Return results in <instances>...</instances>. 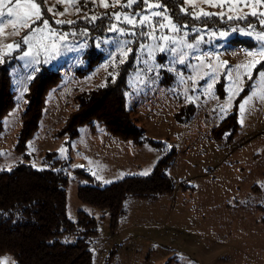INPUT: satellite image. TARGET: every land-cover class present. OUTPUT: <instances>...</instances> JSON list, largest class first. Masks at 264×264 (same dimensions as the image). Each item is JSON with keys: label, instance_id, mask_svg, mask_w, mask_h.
<instances>
[{"label": "rangeland", "instance_id": "374dc122", "mask_svg": "<svg viewBox=\"0 0 264 264\" xmlns=\"http://www.w3.org/2000/svg\"><path fill=\"white\" fill-rule=\"evenodd\" d=\"M37 2H43V19L50 28L40 20L32 23L35 9L31 4L0 9L6 20L13 21L0 25V63L16 58L11 69L16 104L0 133V172L19 164L52 170L50 154L65 162L71 160L64 170H57L65 171L69 178L70 221L77 225L79 213L84 212L99 223L98 234L90 239L94 264H264V101L258 99L264 92V77L260 75L264 69L258 70L264 62V55L259 54L264 49V2L214 0L219 6L203 0L183 3L188 12L198 16L201 10L214 14L199 19L190 16L192 20L212 19L224 26L185 22L182 24L188 27L182 34L171 31L167 21L160 27L162 17L149 16L144 25L127 23L125 15L138 13L133 19L140 20L159 11L146 4L138 8L139 0L130 7H121L127 0H106L108 7L100 0ZM7 7L15 8L12 17L7 16ZM100 18H109L112 23L109 34L100 40H93L82 29L67 28L78 21L93 23ZM22 22L31 28L21 27ZM24 37H28L27 43ZM172 39L179 43L173 45ZM90 41L97 55L92 66L86 57ZM126 41L127 48L123 47ZM188 43L196 45V50L189 49ZM10 44L11 49L7 47ZM135 44L134 69L127 80V108L145 128V137L156 141L159 148L120 140L99 124L95 132L89 126L82 127L68 145V137L61 131L78 107L77 97L116 77ZM173 47L177 51H171ZM40 66L56 70L61 81L48 92L39 129L27 143L26 154H21L16 146L25 95ZM249 97H253L252 102L241 112L240 105ZM233 114L237 116V134L227 131L218 138L216 129ZM171 152L175 159L167 174L175 181L173 195L157 201L128 199L116 231L108 213L79 200V188L90 183L76 170H85L100 187H106L128 177L149 176ZM5 258L16 264L12 255L1 260Z\"/></svg>", "mask_w": 264, "mask_h": 264}, {"label": "trees", "instance_id": "16d2710c", "mask_svg": "<svg viewBox=\"0 0 264 264\" xmlns=\"http://www.w3.org/2000/svg\"><path fill=\"white\" fill-rule=\"evenodd\" d=\"M149 2L165 5L173 20L180 24L187 22L190 25L215 28L224 26L212 19L200 22L192 20L189 15L180 11L184 8L182 0ZM143 6L144 3L139 0L137 7ZM111 25L109 18H100L93 23L78 21L67 28L75 31L82 29L93 40H100L109 34ZM93 46L94 43H91L86 56L90 58V65L97 56L93 53ZM137 47L135 44L128 61L118 67L116 77L108 78L104 86L77 97L78 107L61 131V135L68 137V145L79 136L82 127L89 126L95 132L96 124H99L120 140L131 141L137 146L149 143L159 148L156 141L145 137V128L133 118V112L127 108V80L134 69ZM15 62V57H9L0 63V133L3 131L5 117L16 104L11 78ZM261 69H264V62L258 70ZM60 81V74L45 66H40L33 77L25 95L26 107L22 115L17 152L26 154L27 143L39 129L46 96ZM238 130L237 116L233 114L221 123L216 133L218 138L227 131L235 136ZM48 159L53 163L52 170H38L29 164H19L11 171L0 172V260L4 255L10 254L16 264H94L90 239L98 234L99 223L84 212L79 213L77 225L70 221L67 214L69 178L63 170L71 160L65 162L57 159L56 154H50ZM174 159L175 153L171 152L159 161L149 176L128 177L106 187H100L85 170H76L79 177L90 183L79 188L78 198L83 204L108 213L111 228L116 231L120 220L125 216V202L128 199L157 201L163 196L173 195L175 181L167 174V170ZM72 237H76L74 242L69 241Z\"/></svg>", "mask_w": 264, "mask_h": 264}, {"label": "snow or ice", "instance_id": "6c2138e0", "mask_svg": "<svg viewBox=\"0 0 264 264\" xmlns=\"http://www.w3.org/2000/svg\"><path fill=\"white\" fill-rule=\"evenodd\" d=\"M28 3V4H31V7L33 9H35V12L32 14L34 15L35 19L32 20V23L34 24L37 20H40L42 21L43 25L45 28H50V25L48 23V21L46 19H43V12L41 11V4L37 2V0H0V9L6 7L7 5H19L21 3ZM57 2H64V0H57ZM138 0H127V3L126 4H121V7H130L132 4L134 3H137ZM142 2L146 5H149V7H152V8H155V9H159V11H152L150 14H147V15H144L142 17V19L140 20H136V19H133V16H136V15H139L138 13H133L132 16H129V15H125L124 16V19L127 23L129 24H132L133 26H135L136 24H141V25H144L145 22H148L149 21V16H152V17H162V20L159 22V26L160 27H165V24L163 23V21H167V24L170 25V30L177 33V34H182L183 33V30L185 28H187L188 26L187 25H184V24H180V23H177L175 22L172 17H170L168 15V9L165 5L157 2L155 4H149V0H142ZM196 2V0H183V3L185 4H194ZM204 3H207L211 6H219L218 4L214 3V0H203ZM224 0H221V3H223ZM258 3L260 2H264V0H257ZM100 3L102 4V6H105V7H108L110 5H108L106 3V0H100ZM115 3H120V0H115ZM111 6H115V4L111 5ZM48 11H52L51 8L48 9ZM79 11V10H77ZM180 11L182 13H184L185 15H189V16H192L193 18H196V19H199L200 16H209V15H214L213 13H207V12H203V10H201V13H200V16L196 15L195 13H192V12H188L185 8H181ZM15 13V8L14 7H7V16L8 17H12ZM57 15H63V13H56ZM262 15H264V13H262ZM120 16L119 14H117V19H119ZM231 18V17H229ZM92 19H95V17H93ZM12 23L13 21L11 20H6L5 19V13L3 11H0V25L4 24V23ZM57 23H65L64 21H57ZM66 23H73V21H67ZM262 23H264V21H262ZM21 27H25V28H31V24H28L27 22H22L21 23ZM0 31H2V29H0ZM155 31V29H153V32ZM14 35H18L19 33L18 32H14L13 33ZM54 34V33H53ZM133 35H135V33H132ZM151 35V34H149ZM221 36H224L225 33H221L220 34ZM152 38H155L154 36ZM163 39H165L166 41L169 40L168 37H163ZM28 41V37H24V42L27 43ZM129 42L126 41L124 42V45L123 47L127 48V44ZM171 43L173 45H176L177 43H179L177 40L175 39H172L171 40ZM200 43V40H197V45ZM8 48H12L13 45H7ZM55 48V45L53 46ZM187 47L189 49H193V50H196V45H193L192 43H188L187 44ZM130 50V49H129ZM161 50L163 51L164 49L161 48ZM171 51L175 52L177 51V49L175 47L171 48L170 49ZM181 53H182V49L180 50ZM261 55H264V49H261L260 53ZM25 55H28V53H25ZM247 55L249 56H252L254 55L252 52H248ZM180 62L182 63L183 60L181 59ZM225 65H226V62H225ZM240 67H247L245 65H238L237 68H240ZM215 71V70H213ZM226 75H230V73L226 72L225 73ZM260 75L262 77H264V72L260 73ZM237 78H239V76H237ZM211 87V85H210ZM255 95V94H254ZM252 99L253 97H249L247 100H244V103L242 105H240V110L241 112H243L245 110V105H248L252 102ZM258 99L264 101V92L260 93ZM229 100H231V96L229 97ZM222 111L226 110V106L223 107L221 109ZM146 173H142V175H145ZM0 264H9V261H8V258H5L3 260H0Z\"/></svg>", "mask_w": 264, "mask_h": 264}]
</instances>
